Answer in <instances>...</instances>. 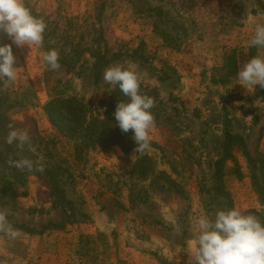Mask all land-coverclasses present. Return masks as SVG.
Wrapping results in <instances>:
<instances>
[{
    "label": "rangeland",
    "instance_id": "obj_1",
    "mask_svg": "<svg viewBox=\"0 0 264 264\" xmlns=\"http://www.w3.org/2000/svg\"><path fill=\"white\" fill-rule=\"evenodd\" d=\"M25 4L53 23L50 37L67 40L64 51L80 42L75 54L81 55L84 43L97 39L93 46L121 53L106 68L123 65L140 75V92L156 102L149 154L165 174L134 172V150L97 147L81 159L69 157L74 181L66 186L70 203L64 205L54 203L45 178L31 175L18 196L0 199V210L9 211V223L21 233L12 239L0 232V264H188L198 217L238 208L264 222V201L253 181L255 173L264 184V88L249 92L237 79L244 63L264 58V48L249 46L256 23L264 24V0ZM17 49L10 114L13 127L29 131L30 144L58 134L45 110L52 97L98 103L115 89L103 79L106 68L94 81L91 60L71 71L63 64L50 70L44 45ZM226 133L244 139L232 148L241 173L229 159L220 181L214 171ZM58 144L64 156L74 149L61 135Z\"/></svg>",
    "mask_w": 264,
    "mask_h": 264
},
{
    "label": "clouds",
    "instance_id": "obj_2",
    "mask_svg": "<svg viewBox=\"0 0 264 264\" xmlns=\"http://www.w3.org/2000/svg\"><path fill=\"white\" fill-rule=\"evenodd\" d=\"M46 27L44 19L34 16L25 0H0V34L11 41L0 44V86L7 88L17 79L13 45L43 47ZM249 46L264 48V24L256 23ZM42 59L50 70L61 67L58 49L48 50ZM103 79L113 88L118 86L128 98L126 102H119L114 112L119 129L122 133L132 131L137 145L135 153L149 151L150 131L155 127L151 109L156 102L140 92V75L133 68L115 65L105 69ZM237 79L249 92L254 91L257 85L264 88V58L257 55L244 63ZM9 129L5 143L9 146L15 144L19 152H23L25 145L31 143L29 131L11 125ZM7 165L20 171H45L43 165L34 166V162L26 157L13 159L9 156ZM9 214L8 210H0V232L16 239L21 233L9 223ZM194 227V238L189 241L191 254L188 264H264V222L255 215H245L238 208L221 209L214 218L198 217Z\"/></svg>",
    "mask_w": 264,
    "mask_h": 264
},
{
    "label": "trees",
    "instance_id": "obj_3",
    "mask_svg": "<svg viewBox=\"0 0 264 264\" xmlns=\"http://www.w3.org/2000/svg\"><path fill=\"white\" fill-rule=\"evenodd\" d=\"M159 9L158 7H150L149 10ZM34 16L42 18L39 14L32 13ZM43 19V18H42ZM46 22V20L44 19ZM47 27L44 33V47L46 50L58 49L60 53L59 63L67 67L71 71L79 62L81 65L88 64L91 60L93 68V78L95 82H99L103 70L115 60L120 59L121 53L118 51L110 52L107 48L102 51L99 45H92L97 39H92L89 43H84L81 55H76L80 42L69 43L70 51H64L63 45H68L67 40L61 44L50 37L54 32L52 22H46ZM157 33H161L165 37V30L160 28L158 23H154ZM96 31V29H94ZM54 41V43H53ZM11 41L3 34H0V44H7ZM61 44V45H60ZM73 52L71 53V51ZM13 52L18 60V49L13 45ZM80 53V52H79ZM89 54V57L86 56ZM126 98V99H125ZM122 99L126 102L125 97L119 90L118 86L106 98L94 103L91 100H86L83 97L76 95H59L52 97L45 105V110L50 122L55 127L58 134L50 137L38 136L36 140L38 145L26 144L23 152H19L15 144L9 146L5 143V137L8 133L9 125H14V120L11 117L10 109L16 104L12 100V93L9 87L3 88L0 86V199L14 198L19 195V189L26 185L31 175L42 176L46 179L47 185L50 188V195L54 198V203L61 205L68 204L67 188L74 181V174L69 161V157L74 156L76 159H81L82 156L91 149L109 148L112 146H120L125 150H134L137 145L133 140V133L130 130L128 133H122L116 124L114 112L116 106ZM73 142L74 149L67 155H63L58 150L59 136ZM236 140L240 144H244V139L236 134L226 133L222 143V155L215 163L214 174L221 181L224 173L222 167L227 160H234V168L232 169L237 174H240L239 164L236 161L232 152L233 145ZM246 151V148H245ZM19 152V155L17 153ZM248 159H251L248 151L245 152ZM11 156L13 159L26 157L31 159L35 165H43L45 171L43 173L27 169L24 171L11 168L7 165V159ZM231 168V167H230ZM134 172H140L146 178L158 177L165 174V171H157L154 167L153 157L149 151L141 154L138 153V159L134 166ZM254 185L262 196L264 201V184L259 181V177L253 173ZM160 189H164L165 185H159Z\"/></svg>",
    "mask_w": 264,
    "mask_h": 264
}]
</instances>
